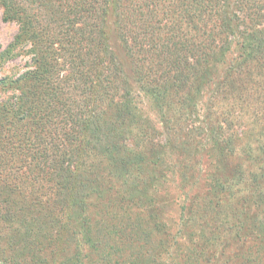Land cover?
<instances>
[{"label":"trees","instance_id":"obj_1","mask_svg":"<svg viewBox=\"0 0 264 264\" xmlns=\"http://www.w3.org/2000/svg\"><path fill=\"white\" fill-rule=\"evenodd\" d=\"M0 15V264H264V0Z\"/></svg>","mask_w":264,"mask_h":264},{"label":"rangeland","instance_id":"obj_2","mask_svg":"<svg viewBox=\"0 0 264 264\" xmlns=\"http://www.w3.org/2000/svg\"><path fill=\"white\" fill-rule=\"evenodd\" d=\"M17 30V25L13 22H5L1 19L0 15V51L3 50L5 47L8 46L9 43L12 42L13 36L15 35ZM28 61L26 56H17L15 59L9 60L3 64V67L0 71V74H16L19 71H22V65H24ZM144 110H150V103L145 101L142 103ZM174 215L177 216L178 210L173 212ZM235 255L229 256V260H234ZM241 258L237 261L240 262Z\"/></svg>","mask_w":264,"mask_h":264}]
</instances>
